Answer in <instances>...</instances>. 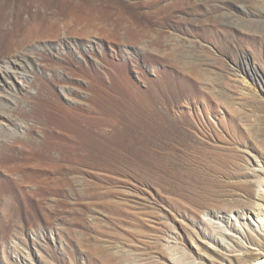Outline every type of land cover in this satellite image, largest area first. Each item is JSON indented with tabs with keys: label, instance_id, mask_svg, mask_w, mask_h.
I'll return each mask as SVG.
<instances>
[{
	"label": "rangeland",
	"instance_id": "obj_1",
	"mask_svg": "<svg viewBox=\"0 0 264 264\" xmlns=\"http://www.w3.org/2000/svg\"><path fill=\"white\" fill-rule=\"evenodd\" d=\"M261 197L264 0H0V264H221Z\"/></svg>",
	"mask_w": 264,
	"mask_h": 264
},
{
	"label": "bare ground",
	"instance_id": "obj_2",
	"mask_svg": "<svg viewBox=\"0 0 264 264\" xmlns=\"http://www.w3.org/2000/svg\"><path fill=\"white\" fill-rule=\"evenodd\" d=\"M261 198L263 199L264 197H261ZM255 214L259 219H261V223L263 224V227H264V221H263L264 209H259L257 212H255ZM253 239L254 238L251 237V240ZM260 244L263 245L264 241H260ZM239 245H240V250L242 251V253L234 254V255L221 254L219 259L216 260V262L221 263V264H264V251L253 253L250 249L246 248V246L241 245L240 243ZM207 264H210V262L207 261Z\"/></svg>",
	"mask_w": 264,
	"mask_h": 264
}]
</instances>
